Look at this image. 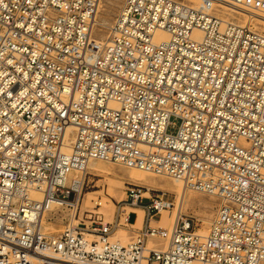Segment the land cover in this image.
Wrapping results in <instances>:
<instances>
[{
  "label": "built area",
  "instance_id": "1",
  "mask_svg": "<svg viewBox=\"0 0 264 264\" xmlns=\"http://www.w3.org/2000/svg\"><path fill=\"white\" fill-rule=\"evenodd\" d=\"M99 3L0 0V264H264V36L211 11L264 18V0H123L105 38ZM94 160L215 196L208 233L186 214L153 226L173 203L137 185L112 221L81 213L72 172ZM51 205L66 211L54 235ZM118 227L135 241H112Z\"/></svg>",
  "mask_w": 264,
  "mask_h": 264
},
{
  "label": "rangeland",
  "instance_id": "2",
  "mask_svg": "<svg viewBox=\"0 0 264 264\" xmlns=\"http://www.w3.org/2000/svg\"><path fill=\"white\" fill-rule=\"evenodd\" d=\"M121 2H122V0H100L99 9H98V13L96 15V19H102L105 23V26H98V25L94 26V33H95L96 37H98V38H105L106 37L107 32H108V27L111 25L115 15L118 13V9L121 5ZM231 12L234 13L236 17L239 14L236 11H231ZM173 121H176V124H178L177 120H173ZM176 129L177 128L174 127L171 129V131L175 132ZM99 164H101V165L96 170L88 168L86 170V173H85V184L86 185L84 188V197L83 198H84V202L86 200L87 201L89 200L88 205H90V206H88L87 204H85L87 202H85L84 204L86 207L94 206L93 201H97V200L101 201L104 204L106 197L110 198L115 205V201H121L125 198V195H124L125 189H126V187H128V185H137L131 181H128L127 174H126L127 171L129 170L132 174H135V175H141L144 173V172H141V171H138L135 169L125 168V167H122V166H119V165H116L113 163H109V162H104V163L100 162ZM147 176L153 177L157 180H160L162 183H164L162 185V188H153V189L147 188V189L154 191V192H157V193H163V194H165V197L170 199L171 201L176 202V200H178V198H180L174 192L173 186H171L173 184V180L170 177L168 178L165 176H158V175L151 174V173H149ZM166 181H168V182H166ZM137 186H140V185H137ZM110 187H112L114 190V194L116 195V196H114L115 198L111 197L110 192L113 190H111ZM140 187H144V186H140ZM144 188H146V187H144ZM88 193H93V194H91L90 197H92L94 200L87 195ZM109 193H110V195H109ZM188 193H189V195L193 196V199L190 200L191 202L190 201L187 202L185 207H183V209H181V212L195 218V222L197 224L196 229L198 230V233L203 229L202 227H204V226L207 227L206 231H208L209 227H210V221H212V219L214 218L218 204H219L218 199L212 195L202 193V192H198V191H189V192L187 191V194H186L187 196H188ZM85 197L87 199H85ZM173 211H174L173 209H167L166 210V212L168 213L167 219L169 218L170 214L173 215V218L175 217V214ZM101 212L103 213L102 209H101ZM114 212L116 213V206L114 207ZM65 216H66V211L64 209L58 208V207L53 211L47 212L45 214V219H44V231L46 233H50L53 235L60 233L64 229V225H65L64 217ZM160 216L161 215L157 216L155 218V220H159L161 218ZM130 218H131V221H133L135 216H131ZM107 222H109V221H107ZM204 222H205V225H204ZM207 223H209V224H207ZM160 225L164 226V225H166V223L165 224L161 223ZM45 226H46V228H45ZM140 227L141 226L137 227V225H136L134 228H140ZM49 228H51V229L49 230ZM127 229H124L125 234H126L125 236L120 235V238H119V234H117V232H116L115 238L121 239L122 242H127L128 240H130V238L132 236V232H131V230H127ZM134 236H135L134 239L132 241L126 243V245L135 241L136 234H134ZM124 237H126V238H124ZM123 239H126V240H123Z\"/></svg>",
  "mask_w": 264,
  "mask_h": 264
},
{
  "label": "bare ground",
  "instance_id": "3",
  "mask_svg": "<svg viewBox=\"0 0 264 264\" xmlns=\"http://www.w3.org/2000/svg\"><path fill=\"white\" fill-rule=\"evenodd\" d=\"M175 1H178V2H181V3H187L189 5H192L193 7H199L200 6V1L201 0H175ZM123 2V0H122ZM121 2V4H122ZM100 4V3H99ZM121 6V5H120ZM120 8V7H119ZM99 9V7H98ZM119 10V9H118ZM212 13L214 15H217L219 16L221 19H223L224 21H228V22H231V23H234V24H237V25H241V26H248L251 30L255 31L256 33H259L261 35L264 36V18H258V17H255V16H252V15H247L245 12L243 11H240V10H236V9H229V8H226V7H221V6H214L212 8ZM231 11H236L237 13H239L237 15V17L235 16L234 13H232ZM100 12V11H99ZM98 13V11H97ZM97 15V14H96ZM112 24V23H111ZM95 25H98V26H105V23L102 19H96L95 18ZM110 27V26H109ZM108 27V28H109ZM157 36V39L158 40H165L168 38V35L163 32V31H159L157 32L156 34ZM74 131V128L73 127H68L67 129V133L68 134H71L72 132ZM104 163V161H97V160H94V161H90L87 165V168H90V169H97L100 167L101 164L99 163ZM104 168V167H103ZM102 169V168H101ZM106 169V168H105ZM129 169H134V168H129ZM86 170L83 171L82 173L81 172H72V176L74 177H82V178H85V173H86ZM135 170H138V171H141V172H144L143 174L141 175H135V174H132L129 170L127 171V179L128 181H131L137 185H140V186H144L146 187L145 189L149 188V189H153V188H162V185L164 183H162L160 180H157L153 177H148L147 175L149 174L148 172H145V171H142V170H139V169H135ZM89 171V170H88ZM103 171V170H102ZM146 173V174H145ZM152 174V173H151ZM160 176V175H158ZM123 177V176H122ZM166 177V176H165ZM169 178V177H168ZM173 184L171 186H173V190L174 192L180 197L178 198V200L175 201H172L173 203V206H170L169 208H166V209H162L161 210V218L159 220H161V223H167L166 225L162 226V225H158L156 224V221H159V220H153L152 221V225L155 226V227H163V228H171V226L173 225L174 223V220L176 219V217L179 216V214H184L181 212V209H183V207H185V205L187 204V202H189L190 200L193 199V196L192 195H189L188 193V196L186 195L187 194V191H194V190H186L182 183L177 180V179H173ZM168 182V181H166ZM172 183V182H171ZM170 183V184H171ZM139 186V187H140ZM142 187V188H144ZM111 190H113L112 187H110ZM170 188V187H169ZM148 189V190H149ZM102 191V190H101ZM100 191V192H101ZM97 192V191H96ZM199 192V191H198ZM111 193V197L112 198H115L114 196H116L114 194V190L110 192ZM109 193V195H110ZM203 193V192H202ZM91 194L93 193H88L87 195L90 197ZM146 194H149L148 192H146ZM118 195V194H117ZM123 195V194H122ZM125 195V194H124ZM94 197V196H93ZM215 197V196H214ZM92 198V197H90ZM85 199H87L85 197ZM93 199V198H92ZM91 199V200H92ZM99 199V198H98ZM105 202L104 204L97 200V201H93V205L92 207H86L85 204L88 205L89 203V200L85 201L87 203L84 202V198H83V201H82V204H81V213L83 211H86V210H96L97 212L101 213L102 214V218H103V221L104 222H107V221H112L114 218H115V212H114V203L112 202V200L108 197L105 198ZM94 200V199H93ZM191 202V201H190ZM85 203V204H84ZM84 204V205H83ZM95 205H100V207L98 208H95ZM84 206V207H83ZM90 206V205H88ZM57 208L56 205H51L50 206V209L49 211H53ZM83 208V209H82ZM101 209L103 210V213L101 212ZM167 209H173L174 211V214H175V217L173 218V215L170 214L169 215V220L168 222L167 221V217H168V213L166 212ZM135 213L137 214V219H136V222L135 224L132 226L133 228L137 225L138 226H141L142 227V224H143V219H144V210L142 208H137V209H134ZM143 213V215H142ZM45 219V217H44ZM44 219L42 221V230H44ZM107 221H106V220ZM203 220V219H202ZM206 220V219H205ZM213 220V219H212ZM142 221V223H141ZM208 221V220H207ZM46 222V221H45ZM212 221H210L211 223ZM141 223V225H140ZM209 224V223H207ZM204 225H205V222H204ZM50 227V226H49ZM140 227V228H141ZM46 228V226H45ZM203 229L199 232L200 235H206L208 233V231H206V228L207 227H202ZM51 228H49L50 230ZM124 229H127L125 227H118L117 229L114 230V232L111 234V240L114 241V242H117L119 244H122V245H126V243L132 241L134 239V234L135 233V230L133 229H127V230H131L132 232V236L130 238V240H128L127 242H122L121 239H116L115 238V235H116V232L117 234H119V238H120V235L121 236H125V231ZM139 229V228H137ZM47 231V230H46ZM61 231V230H60ZM127 237V236H126ZM124 237V238H126ZM122 238V237H121ZM123 240H126V239H123ZM148 245L149 246H152V247H155L157 249H164V247L166 246V242L164 240H154V239H149L148 241Z\"/></svg>",
  "mask_w": 264,
  "mask_h": 264
},
{
  "label": "crops",
  "instance_id": "4",
  "mask_svg": "<svg viewBox=\"0 0 264 264\" xmlns=\"http://www.w3.org/2000/svg\"><path fill=\"white\" fill-rule=\"evenodd\" d=\"M131 212H132L131 216H134L135 211L132 210ZM142 215H143V213H142ZM168 220H169V218L167 219V222H168ZM141 223H142V221H141ZM141 223H140V225H141ZM156 224L160 225V224H161V220L156 221ZM166 224H167V223H166Z\"/></svg>",
  "mask_w": 264,
  "mask_h": 264
}]
</instances>
